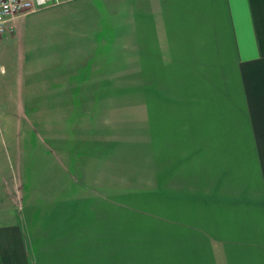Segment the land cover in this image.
I'll use <instances>...</instances> for the list:
<instances>
[{"label":"rangeland","instance_id":"rangeland-1","mask_svg":"<svg viewBox=\"0 0 264 264\" xmlns=\"http://www.w3.org/2000/svg\"><path fill=\"white\" fill-rule=\"evenodd\" d=\"M126 1L66 0L25 16L21 37L0 38L8 70L21 60L53 73L78 65L80 102L68 112L54 102L45 122L43 103L25 102L32 122L5 123L31 151L21 208L32 263L256 264L238 249V228L207 208L244 188L207 186L205 138L216 127L206 102H180L218 59L191 58L190 42L175 58L174 44L158 40V12L143 19Z\"/></svg>","mask_w":264,"mask_h":264},{"label":"crops","instance_id":"crops-1","mask_svg":"<svg viewBox=\"0 0 264 264\" xmlns=\"http://www.w3.org/2000/svg\"><path fill=\"white\" fill-rule=\"evenodd\" d=\"M126 4L130 10H141L143 19L150 17V11L158 12V40L174 44L175 58L178 44L190 42L199 49H193L191 58L218 59L215 67L198 70L204 77L192 78L189 98L180 102H206V124L217 128L207 129L205 138L207 186L244 188L208 199L207 208L216 204L222 226L228 220L230 233V227L238 228V249L253 251L256 264H264V0H127ZM23 18L16 20L14 31L6 34L8 39L21 37ZM74 65L53 73L25 66L23 60L11 70L2 64L0 264H33L21 208L25 188L30 186L23 177H27L25 157L31 151L21 147L20 127L12 133L5 123L32 122L25 102H42L38 115L45 116V122L54 117V102L61 114L68 112L69 102H80V86L74 77L78 65ZM38 73L41 78H34ZM52 77L60 80L56 88L48 84ZM36 80L42 86L34 92ZM68 80L71 85L64 88ZM211 139H218L217 144L212 145Z\"/></svg>","mask_w":264,"mask_h":264},{"label":"built area","instance_id":"built-area-1","mask_svg":"<svg viewBox=\"0 0 264 264\" xmlns=\"http://www.w3.org/2000/svg\"><path fill=\"white\" fill-rule=\"evenodd\" d=\"M64 1L66 0H0V38L14 31L18 18ZM3 70L0 65V72Z\"/></svg>","mask_w":264,"mask_h":264}]
</instances>
